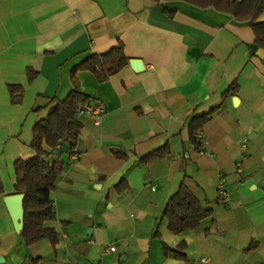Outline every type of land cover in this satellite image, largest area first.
Masks as SVG:
<instances>
[{"label": "crops", "instance_id": "crops-1", "mask_svg": "<svg viewBox=\"0 0 264 264\" xmlns=\"http://www.w3.org/2000/svg\"><path fill=\"white\" fill-rule=\"evenodd\" d=\"M167 5L177 8L173 18L150 0H0V264H33L31 256L38 264H102L112 255L127 262L125 246L139 252L134 264H149L155 240L154 264H201L203 257L207 264H264V50L247 22L184 2ZM120 43L145 69L128 64L104 83L79 73L82 90L105 112L99 122L79 117L75 158L51 193L56 218L49 225L59 242L27 247L5 201L16 194L14 163L34 154L32 127L45 111L33 108L44 97L64 99L72 68ZM233 82L239 92L223 98ZM12 85L22 91L12 94ZM216 107L201 153L188 121ZM163 145L170 155L143 160ZM221 177L228 203L217 195ZM183 180L212 215L176 235L160 218ZM182 241L188 262L164 256L162 242Z\"/></svg>", "mask_w": 264, "mask_h": 264}, {"label": "trees", "instance_id": "trees-1", "mask_svg": "<svg viewBox=\"0 0 264 264\" xmlns=\"http://www.w3.org/2000/svg\"><path fill=\"white\" fill-rule=\"evenodd\" d=\"M162 6L168 18H173L177 13L176 7H170V2H184L200 9H213L217 12L230 15L235 20L247 22L251 27L255 43L264 50V0H150ZM129 58L122 43L112 47L107 52L92 53L71 70L72 88L64 99L45 98L46 103L33 108L35 114L45 111L38 116L32 127L30 146L34 154L27 159H19L14 163L16 180L14 191L23 195L24 217L22 229L19 232L21 242L27 246L47 241L51 245L59 242V233L49 223L55 220L51 193L57 182L63 176L65 168L71 163V157L76 153L81 129L79 112L92 98L81 88L79 73L92 74L98 83L108 81L129 64ZM35 72H28V79L32 81ZM12 94L18 93L21 88L17 85L9 87ZM239 92V86L233 82L222 94L225 98ZM219 107L210 109L200 115L192 116L188 121L190 140L197 150L204 146L202 135L203 128L213 118ZM115 156L124 155L114 152ZM170 155L168 145H163L148 153L143 160L150 158H163ZM121 181L117 190L123 192ZM0 194H3L0 182ZM212 215V210L206 208L203 201L183 181L178 189L167 200L161 214V221L167 223V230L176 235L185 234L200 228L205 220ZM159 236V231L154 237ZM165 257L170 254L179 261L188 262L187 243L180 242L171 247L162 242ZM33 264H38V259L30 257Z\"/></svg>", "mask_w": 264, "mask_h": 264}, {"label": "built area", "instance_id": "built-area-1", "mask_svg": "<svg viewBox=\"0 0 264 264\" xmlns=\"http://www.w3.org/2000/svg\"><path fill=\"white\" fill-rule=\"evenodd\" d=\"M150 68H152V66H150ZM105 112V107L104 104L102 102H93V103H89L87 104L80 112H79V116L83 115V114H89L92 115L96 122H99L101 116L103 115V113ZM203 142H204V137L202 135L199 136ZM241 149L242 151L245 153L246 152V139L243 141L242 145H241ZM201 153H204V149L202 148L200 150ZM246 157V156H244ZM72 158H75V156H72ZM243 169L241 167V164H238L237 169H236V174L238 175L239 178H241ZM217 195L219 200L222 203H228L230 201V190L227 187L224 178H220L219 182H218V186H217ZM111 250H115V247H111ZM208 258L207 257H203L200 262L201 264H207L208 263Z\"/></svg>", "mask_w": 264, "mask_h": 264}, {"label": "water", "instance_id": "water-1", "mask_svg": "<svg viewBox=\"0 0 264 264\" xmlns=\"http://www.w3.org/2000/svg\"><path fill=\"white\" fill-rule=\"evenodd\" d=\"M129 64L135 72H141L145 69V63L139 58H131ZM22 200L23 195L15 194L8 196L5 201L12 219L19 222L21 225L24 217Z\"/></svg>", "mask_w": 264, "mask_h": 264}, {"label": "rangeland", "instance_id": "rangeland-1", "mask_svg": "<svg viewBox=\"0 0 264 264\" xmlns=\"http://www.w3.org/2000/svg\"><path fill=\"white\" fill-rule=\"evenodd\" d=\"M41 244H47V241H43V243H41ZM157 244H160V242L158 240H155V242H153V244L151 246L152 249H149L150 250V255H151V259L149 260V262H150L149 264H154L155 263L154 262L156 260V253H155L156 250H155V248H156ZM123 251L130 254L129 261L123 262L120 257H118L116 255H112V261L111 262L105 263L107 258L111 257V256H107V257H105L103 259L102 264H134L135 258L137 257V255H139V252H137V250H134V247H132V250H130V249H127L126 246H125V249Z\"/></svg>", "mask_w": 264, "mask_h": 264}]
</instances>
